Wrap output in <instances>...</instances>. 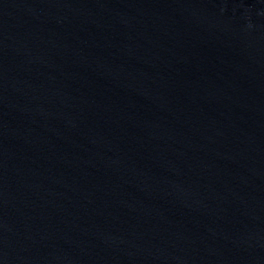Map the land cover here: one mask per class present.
Masks as SVG:
<instances>
[{"label":"water","instance_id":"95a60500","mask_svg":"<svg viewBox=\"0 0 264 264\" xmlns=\"http://www.w3.org/2000/svg\"><path fill=\"white\" fill-rule=\"evenodd\" d=\"M0 264H264V0H0Z\"/></svg>","mask_w":264,"mask_h":264}]
</instances>
